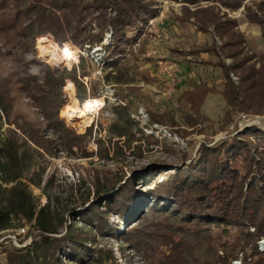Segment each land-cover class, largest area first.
Instances as JSON below:
<instances>
[{
    "label": "trees",
    "instance_id": "trees-1",
    "mask_svg": "<svg viewBox=\"0 0 264 264\" xmlns=\"http://www.w3.org/2000/svg\"><path fill=\"white\" fill-rule=\"evenodd\" d=\"M200 1L183 0L188 4ZM215 1L236 10L245 0ZM244 9L247 22L258 25L264 39V0L255 9L246 5ZM156 16L153 0H0V122L4 115L7 125H15V129L9 127L0 133V232L10 230L14 220H24L37 232L28 246L8 250L5 264L100 263L103 255L94 246L95 233L124 240L149 264H231L242 259L241 255L242 264H264V251L258 245L264 237V131L256 126L243 128L213 147L201 145L188 163L186 159L174 165L161 162L144 168L140 176L115 174L105 181L94 175L95 197L87 208L71 215L73 221L86 226L85 231L65 226L66 220L55 215L50 199L41 204L30 190L33 185L46 193L43 169L35 165L37 158L43 157L39 149L49 156L84 149L82 141L92 131L89 126L84 134H77L59 117L65 78H69L65 91L73 87L72 81L77 89L82 83L75 69H59L39 61L36 39L50 35L58 44L69 41L92 47L111 30L113 43L107 47V60L113 59L106 66L115 75L111 77L109 72L106 79L129 83L130 79H123L126 70L120 66V54L134 40L127 33L142 31ZM184 18H192L200 32L212 33V43L198 50L218 57L212 65L223 77L221 91L199 83L179 94L177 100L197 113L185 115V122L191 127L199 123L196 115L209 94L221 95L227 105L220 129L230 123L231 111L264 116V56L256 61L255 55L246 54L245 36L237 29V20L220 15L214 6L185 7ZM92 23L96 33L91 31ZM24 102L40 121L19 110ZM123 107L114 106L122 123L112 125L113 134L129 138L136 123L127 113L129 108ZM14 111L12 122L9 117ZM152 116L155 122L161 121ZM152 184L153 188L145 191L137 188ZM142 201L162 216L156 233L133 225L120 232L107 227L108 211L118 212L126 224L132 205ZM213 228L220 229L222 235L229 233L231 240L214 235Z\"/></svg>",
    "mask_w": 264,
    "mask_h": 264
},
{
    "label": "rangeland",
    "instance_id": "rangeland-1",
    "mask_svg": "<svg viewBox=\"0 0 264 264\" xmlns=\"http://www.w3.org/2000/svg\"><path fill=\"white\" fill-rule=\"evenodd\" d=\"M153 1L156 15L162 18L154 20L152 24H149V21L147 24H143L142 31H128V36L134 37V40H131L125 46L124 53L120 54V57H123L120 66L126 70V78L123 76V79H130L128 80L131 81L130 84L126 81V83H116L112 80L113 78L109 81L106 79V74L109 72L111 77L115 75V72L106 66L107 61L113 59L107 60V47L113 43L111 30L105 31L102 42L94 45L101 46V51L105 52V61H99V65L95 61L94 46L85 48L87 46L85 44L83 47H79L69 41L58 44L50 35L46 36L48 41L45 43H40L41 38L36 39V58L39 61L59 69H75L77 79L82 83V87L77 89L75 83L70 79L73 87H70L69 91L66 88L65 91L66 80L69 79L65 78L61 88L64 105L59 111V117L67 127L80 135L84 134L89 126H92L91 134L82 141L84 149L74 148L70 153L57 151L53 156H49L45 151L39 149L43 157L37 158L35 163L36 166H41L43 169L42 185H46V193L43 194L39 188L33 185H30V190L41 204L45 203L47 198L50 199L55 215L66 220L65 226L73 225L80 231L86 230V226L77 223V220L73 221L71 215L87 208L95 197L93 184L95 176H98L102 181L110 179L115 174L122 175L124 178L134 174L140 176L144 173V168L146 170L161 162L174 165L180 163L182 159H186L188 163L191 158L196 157L201 145L213 147L224 139H230L243 128L256 126L264 131L260 125L264 116L238 111H231L229 114L230 123L220 129L227 105L219 94L207 96L200 109V114L196 115L199 123L195 127H191L185 122L187 118L185 115L197 113L190 110L184 102L177 100L181 92L193 88L199 83L213 86L219 91L223 88L221 71L212 65L218 61V57L212 52L198 50L205 44L210 45L213 35L211 32H200L192 18L185 19V7L194 10L197 7L214 6L220 15L237 20V29L245 36V52L247 55H255L254 60L257 61L260 56H264V39L260 36L258 25L247 22L244 7L246 5L255 9V5L262 0H245L242 6L236 10L225 8L215 0H201L198 4H188L183 0ZM92 27V33H96L97 28L94 23H92ZM41 46H46L49 50L60 55L64 52L65 47L69 46L73 49L74 55L70 59L50 60L42 55ZM155 46L164 61L175 67L174 70L176 69L175 72L178 75L172 94L168 98L163 94H169L167 81L162 74L161 79L158 80L157 75L159 70L165 73V69H172V66L159 62L160 69L156 68L155 59L152 55H148L150 49ZM81 50L84 51L83 55L80 54ZM222 60L225 63H231L230 59L223 58ZM110 85L115 89L113 96L109 92ZM114 96L115 99L112 98ZM89 99H102L103 101L100 104L103 105L101 108L99 105L94 112L88 114L91 117L89 123H82L81 118H76L74 123H69L61 115L65 104L82 108ZM125 99L128 101L129 110L127 113L136 124L133 125L129 138H118L113 134L114 126L112 125L122 122L113 109L114 106L124 108L122 102H125ZM19 110L29 114L31 119L41 120L36 111L30 109L25 102L19 106ZM152 114L159 116L156 119L161 121L155 122L153 120L155 117ZM169 117L172 119H168ZM9 119L12 122L15 120V111ZM9 127L15 129V125H7L5 116L2 115L0 133H4ZM44 134L46 137L54 139L53 135H47V132ZM238 169L242 174L245 173L242 165L239 164ZM46 182L48 183L45 184ZM153 186L154 184L139 185L137 188L145 191ZM103 198L104 196L101 197V205H103ZM147 205L148 202L145 201L135 202L129 215L131 217L126 224L121 221L118 212L108 211L107 227H112L120 232L133 225L139 230L156 233L155 228H157V223L162 221V216L155 210L148 209ZM12 225L10 230L0 232V264L6 263L8 250L28 246L34 238H37L35 229L24 220H14ZM22 227L25 229V233L18 234ZM212 230L214 235L231 240L229 233L222 235L220 229L213 228ZM65 231L66 228L63 227L61 232L64 234ZM161 233V231L158 232V234ZM261 239L264 242V237ZM94 243V246L100 249L103 255V261L96 264H149L146 258L131 249L124 240H120L118 237L95 233ZM259 249L264 251V244L262 247L259 246ZM241 257L243 259V255ZM242 259L240 260L241 264ZM69 264L74 263L70 262Z\"/></svg>",
    "mask_w": 264,
    "mask_h": 264
},
{
    "label": "bare ground",
    "instance_id": "bare-ground-1",
    "mask_svg": "<svg viewBox=\"0 0 264 264\" xmlns=\"http://www.w3.org/2000/svg\"><path fill=\"white\" fill-rule=\"evenodd\" d=\"M47 41L48 39L46 37L40 39V43H45ZM40 51L43 56L47 57L50 60H56V61H60V59L63 58L70 59L74 55L73 49L69 46L65 47V50L61 55L53 50H49L46 46H41ZM102 102H103L102 99H89L86 101V103L82 108L80 106L77 107V106H73L72 104H66L62 108L61 115L69 123H74L76 118H81L82 123L86 124L89 123L91 120V117H89L88 114L94 112V110L97 109V107H99V105ZM260 125L264 129V119L260 122Z\"/></svg>",
    "mask_w": 264,
    "mask_h": 264
},
{
    "label": "built area",
    "instance_id": "built-area-1",
    "mask_svg": "<svg viewBox=\"0 0 264 264\" xmlns=\"http://www.w3.org/2000/svg\"><path fill=\"white\" fill-rule=\"evenodd\" d=\"M154 20H156V18H152V19H150L149 20V24H152L153 22H154ZM110 37H111V35H110ZM94 46V45H93ZM85 48H91L89 45H87ZM102 50V47L101 46H94V48H93V51H94V53L96 54V58H95V61L98 63V65H99V61H101V62H104L105 61V52L104 51H101ZM84 51H80V54H84L83 53ZM166 71H165V73H164V75H165V80L167 81V86H168V89L167 90H169V94H167V93H163L164 95H165V97L166 98H168L169 96H171V92H172V89H173V86L176 84V82H177V75H176V72H175V70H174V68L172 67V69H165ZM110 87V89H109V92L111 93V95L113 96V92L115 91V89H114V86H112V85H110L109 86ZM112 98H116L115 96L114 97H112ZM112 102V101H111ZM122 105H124V102H122ZM101 106H103V105H101ZM101 106H100V108H101ZM100 110V109H99ZM142 111V110H141ZM144 113V112H143ZM142 113V114H143ZM156 128H157V126H155ZM152 129H153V127H152ZM19 233H25V229L22 227V228H20L19 229V232H18V234ZM14 238V240H15V237H13ZM263 244H264V242H263V239H260L259 240V242H258V245L260 246V247H262L263 246ZM233 264H241V261H240V259H238V260H235V261H233Z\"/></svg>",
    "mask_w": 264,
    "mask_h": 264
},
{
    "label": "crops",
    "instance_id": "crops-1",
    "mask_svg": "<svg viewBox=\"0 0 264 264\" xmlns=\"http://www.w3.org/2000/svg\"><path fill=\"white\" fill-rule=\"evenodd\" d=\"M161 16V15H160ZM156 19H161V18H159V15H157L156 17H155ZM217 41H218V39H217ZM217 44H219V41H218V43ZM148 55H152V57L155 59V65H156V68L158 67V69H160V65L158 64L159 62L160 63H163L164 65H171L172 67H173V65L172 64H168L166 61H164V59L159 55V50L156 48V46L155 47H153V48H151L150 49V51L148 52ZM162 65H161V70H162ZM173 68H175V67H173ZM175 71H176V69H175ZM161 74L163 75V77H165V75H164V73H162V72H160V70L158 71V75H157V79L159 80V79H161ZM177 77H178V75H177ZM130 84V83H129ZM129 84L127 83V86H129ZM191 89V88H190ZM164 100H166V99H164ZM163 100V101H164ZM127 103H128V101H127V99H125V102H124V105H122V106H127Z\"/></svg>",
    "mask_w": 264,
    "mask_h": 264
}]
</instances>
